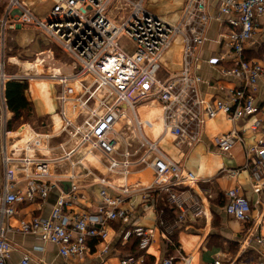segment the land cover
Masks as SVG:
<instances>
[{
    "label": "built area",
    "instance_id": "1",
    "mask_svg": "<svg viewBox=\"0 0 264 264\" xmlns=\"http://www.w3.org/2000/svg\"><path fill=\"white\" fill-rule=\"evenodd\" d=\"M48 1L50 7L44 18H37L22 0H6L0 17L1 43L8 30L32 28L77 61L70 73L52 68L47 76V80L60 87L56 101L61 122L58 133L48 136L34 132L27 124L10 129L12 115L6 106L5 86L12 80L28 81L29 75L7 76L1 59L0 264H7L14 251L9 240L13 233L34 236L42 244L56 246L63 259L81 260L88 252L89 240L106 244L107 227L113 222L123 225L122 245L133 238L140 251L149 248L150 230L132 222V211L123 208L126 200L123 195L128 193L125 187L117 188L98 178L101 188L95 211L92 214L67 213L78 198L79 187L75 181L79 174H75V170L81 169L86 177L92 176L85 162L96 156L105 163L111 175L126 176L137 165L153 173L152 184L143 190V201H149L154 192L166 195L168 206L177 216L171 224L159 219L158 228L167 244H171L170 237L181 229L188 215L204 217L207 210L198 193L175 190L189 188L197 179L193 173L166 158L156 142L148 139L144 131L154 122L138 120L136 107L158 104L161 133H169L176 145L184 148L200 142L203 125L219 113L232 123L254 118L258 112L255 97L264 78V67L257 61L247 60L244 50L254 38L257 18H264V0H181L183 8L172 22L144 8L145 0H116L123 3L124 11L130 9L125 18L117 17V24L114 17L108 16V8L115 0ZM157 1L171 3L173 0ZM212 12L225 18V28L215 41L219 54H211L206 63L234 83L229 88L217 85L220 96L206 100L199 92L201 78L197 70L210 24L215 19ZM122 38L128 42L126 45H120ZM173 44H178L180 49L177 64L170 63L171 67L177 65L179 70L161 75L162 67L168 65L165 58ZM82 111L88 117L81 126H75L72 117ZM127 111L132 113L133 123L127 119ZM259 127L260 122L254 120L248 130L254 132ZM61 137L65 141L53 148L52 140ZM242 140L237 132H232L217 136L214 144L227 153L236 143H243ZM246 160L252 191L258 194L264 188L262 141L247 149ZM64 163L71 171L66 177L70 182L69 190L60 191L48 216L20 219L16 207L45 203L57 186L48 179L51 168H62ZM20 177L26 182L22 190L15 189ZM225 196V214L235 221L247 222L251 213L247 197L239 189H232ZM257 227L258 222L254 221L246 238L252 237ZM256 243L264 249L263 238H257ZM108 252L104 245L100 255ZM26 262L24 258L22 264ZM120 264H142V256H126ZM159 264H191V259L183 257L177 263L167 257ZM213 264L225 263L217 259ZM226 264H264V251L256 261L233 259Z\"/></svg>",
    "mask_w": 264,
    "mask_h": 264
},
{
    "label": "crops",
    "instance_id": "2",
    "mask_svg": "<svg viewBox=\"0 0 264 264\" xmlns=\"http://www.w3.org/2000/svg\"><path fill=\"white\" fill-rule=\"evenodd\" d=\"M44 1H47L44 6L49 8V1ZM177 1L173 0L169 3L170 7ZM24 4L38 14L34 10L36 7L35 0L24 1ZM176 12L178 11L172 13L175 14ZM212 14L215 19L210 24L207 42L200 53L202 62L197 70V75L201 78L199 92L206 100L220 96L216 90L217 85L229 88L234 83L231 79L221 76L216 69L206 63L211 54H219V47L215 44V41L225 28L223 24L225 18H221L218 12H212ZM179 15L180 12L175 16V20H177ZM256 23L257 30L251 43L246 46L244 56L247 60L257 61L264 67V18L258 17ZM48 54L52 55L50 52ZM13 60L11 59V61ZM170 61L177 64V53L175 56H171ZM169 63H167V67L171 66V63L170 65ZM10 64L14 65L13 63ZM178 70L179 67L177 65L172 66V72H178ZM30 81L27 82V98L32 104L34 116L37 119L42 118L44 122L49 118L51 126V131L41 130L38 132L34 128L32 129L39 134L54 136L58 133L61 122L56 101L57 96H48L51 82L46 79L39 82ZM255 100L258 112L252 120L260 122V127L257 131L251 132L248 130L251 125L247 123L248 121L232 123L224 114L219 113L213 119L205 122L201 131L200 142L191 148L179 147L169 133H161L160 108L158 104H141L136 107L135 114L138 120L154 122L151 128H146L144 131L148 139L156 142L158 149L166 158L186 171L193 173L197 179L195 185L189 188L185 186L179 187L175 190L178 192L198 193L207 210V215L204 217L194 218L188 215L181 229L173 234V238L170 237L171 240L173 239L171 244H167L161 230L158 228L159 219L156 212L155 195H152L149 201H143V190L152 184L153 173L139 165L130 169L126 176L121 174L111 175L107 172L105 163L100 161L98 156L87 158L85 165L93 175L86 177L83 170H75V174H79L78 179L75 181L79 187L78 198L67 213L92 214L98 205L97 194L101 188L97 183V179H105L114 187H125L127 189L128 193L123 195L126 199L123 208L132 211V222L149 229L151 232L152 242L144 252V257L141 255L142 264L146 263V256L153 258V264H159L161 260L167 257L173 258L177 263L181 262V258L189 257L191 264H213L217 259L222 260L225 264L233 259L238 261L258 260L264 251L256 243L257 238L264 239V188L258 194L253 193L251 175L245 165L247 162V149L255 146L258 141L264 143V78L259 83ZM85 114L87 113L82 111L72 117L73 124ZM126 117L133 123V115L130 111L126 112ZM232 132H237L243 139V143L238 142L229 152L223 153L215 146L214 139L217 136ZM62 139L63 137L52 140V147H57L59 143L55 145L54 143ZM61 167L51 168V175L48 179L56 182L57 186L51 191L45 203L42 205L38 202L19 204L16 207L17 216L20 219L30 220V218L35 216H48L60 191L66 192L69 190L70 182L66 178L71 172L69 165L64 163ZM231 172L234 173V176L229 177L228 174ZM1 186L2 166L0 162V189ZM25 186L26 182L23 177H20L15 183V189L18 190L24 189ZM232 189H239L249 200L251 213L249 220L245 223L231 219L224 212L223 208L226 204L225 194ZM109 192L113 193L112 190H109ZM170 209L172 208L170 207ZM172 210L175 220L177 214L174 209ZM254 221L258 222L257 231L252 237L246 238L248 230ZM122 229L123 225L117 222L110 223L107 227L106 244L95 239L89 240L88 252L81 260L63 259L58 254L56 246L42 244L34 236L13 233L9 235V240L14 251L11 253L7 264H22L24 258H27L26 264H120L124 257L133 254L131 250H127L124 245L120 246L118 243ZM104 245H107L109 252L107 255L102 256L100 252Z\"/></svg>",
    "mask_w": 264,
    "mask_h": 264
},
{
    "label": "rangeland",
    "instance_id": "3",
    "mask_svg": "<svg viewBox=\"0 0 264 264\" xmlns=\"http://www.w3.org/2000/svg\"><path fill=\"white\" fill-rule=\"evenodd\" d=\"M24 1L26 2L27 0ZM46 3L47 1L43 2V0L42 1L35 0L36 7L34 8V10L38 14H36L35 12L34 14L37 18L45 17V14L46 12H48L49 9L47 8V6H44L46 5ZM0 4L6 5L7 2L6 0H0ZM183 5L184 4L181 0H178L176 3L174 2L171 7L168 2H162L157 0H145L143 3V7L146 8L148 11L153 12L158 16H162L169 21H174L176 19L175 16L183 8ZM129 10L130 9L127 8V10L124 11L123 3L121 1L115 0L111 2L108 8V16L109 18L114 17V22L117 24V17L125 18ZM174 11H178V12L173 14L172 12ZM2 14L0 15V17L2 16ZM119 43L120 45H126L128 42L124 38H122L119 40ZM179 49L180 46L178 44H173L169 49L168 54L166 55L165 62L169 63L171 60V56L172 57L173 55L175 56V54L179 51ZM1 50H3L2 56H1ZM49 52L52 53V55H49L48 54ZM1 59L4 62V72L7 76H12V75L23 76L24 74H27L29 75L28 76L29 80L26 82H31L30 80L36 82L43 81V79L47 80V76L50 72V69L52 68H61L64 74H68L69 71H71L73 65L74 64L77 65V61L73 57L62 53V51L58 49V47H56L51 41L47 40L40 31H36L32 28H25V29L16 28L15 30H8L5 34L3 42L1 43L0 41V62ZM11 59L14 60L11 61ZM38 59L44 60L43 64H41V68H40L41 71H37L35 68H33L30 71H27V73H25L24 70L25 68H27L26 65L31 64L32 66H34L35 62ZM10 63H13L14 65H11ZM171 71H172V67L171 66L166 67L165 65L164 68L162 67L160 74L168 75ZM39 72L42 74H40ZM49 89H50L48 90V92H50L48 93L49 97L57 96L60 93V87L58 86L57 83L51 82ZM55 111L58 112L59 110L58 111L55 110ZM86 118H87V114L81 116L76 122H74V125L81 126ZM49 120H50L49 118L45 120L46 122H44L45 124L44 129L42 127L43 122L38 124V122L30 119L29 121H25V120L20 121L17 124V126L15 125L16 127H14L13 130H16L18 127L27 124L38 132H40L41 130L51 131ZM246 121H248L247 123L249 124L253 123L252 118ZM64 141L65 139L63 138L62 140L55 142L54 145Z\"/></svg>",
    "mask_w": 264,
    "mask_h": 264
},
{
    "label": "trees",
    "instance_id": "4",
    "mask_svg": "<svg viewBox=\"0 0 264 264\" xmlns=\"http://www.w3.org/2000/svg\"><path fill=\"white\" fill-rule=\"evenodd\" d=\"M6 5L0 4V15L4 12ZM28 92V83L26 81H17L12 80L9 81L4 90V96L6 101V106L11 113L12 118L10 121V129H13L17 126L20 121H29L30 119L39 123H42V127L45 125L44 120L42 118L37 119L34 116L32 104L29 102L27 98ZM16 125V126H15ZM156 197V212L158 214V219L164 221L167 224H171L174 221L173 210L170 209L166 202V195L160 194L159 192H154ZM172 238L174 237L171 236ZM121 234L119 235V245L121 244ZM173 240V239H172ZM171 240V242H172ZM127 250H131L133 254L128 256L139 257L144 254L143 251L139 250L138 242L136 239H130L127 244L124 245ZM129 248V249H128ZM173 249L172 247H169ZM144 257V255H143ZM145 260V258H144ZM145 264H153V258L146 256Z\"/></svg>",
    "mask_w": 264,
    "mask_h": 264
},
{
    "label": "bare ground",
    "instance_id": "5",
    "mask_svg": "<svg viewBox=\"0 0 264 264\" xmlns=\"http://www.w3.org/2000/svg\"><path fill=\"white\" fill-rule=\"evenodd\" d=\"M48 57V56H47ZM44 61V60H43ZM41 63H42V59H38L35 62V65L32 66L31 64L26 65L27 68H25V72L30 71L33 68H36L37 71H41ZM40 73V72H39ZM38 74V73H37ZM33 76V75H32Z\"/></svg>",
    "mask_w": 264,
    "mask_h": 264
}]
</instances>
